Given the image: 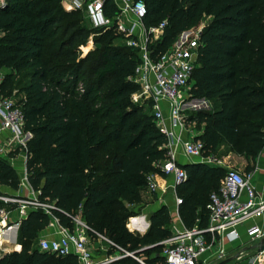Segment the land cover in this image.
I'll use <instances>...</instances> for the list:
<instances>
[{
  "label": "trees",
  "instance_id": "16d2710c",
  "mask_svg": "<svg viewBox=\"0 0 264 264\" xmlns=\"http://www.w3.org/2000/svg\"><path fill=\"white\" fill-rule=\"evenodd\" d=\"M61 1L0 4V70L9 71L0 82V97L13 94L14 73L27 78L19 100L31 134L27 182L39 198L55 204L52 215L60 225L71 227V216L81 212L92 231L146 256L147 264H160L161 242L172 234L168 207L151 212L143 234L126 226L137 215L134 206L156 201L148 176H165L160 165L169 152L166 135L131 100L139 88L130 80L139 63L137 50L111 27L95 38L99 48L79 57L72 46L77 32H69L78 24L79 10L66 11ZM143 1L146 29L167 22L161 36L148 41L152 59L179 32L211 17L200 32L192 96L212 107L190 115L188 122L204 125L195 138L203 144V156L214 157L223 147L217 158L230 155L244 174L251 173L264 149V0ZM103 10L112 17L117 8L104 0ZM18 153L0 156V187L19 189V174L9 161ZM179 166L187 175L176 187L182 199L179 217L187 229L204 227L210 194L219 189L226 168L204 162ZM50 221V215L30 211L19 223L18 244L9 249L20 250L0 254V264H77L74 256H54L32 246ZM122 264L140 263L128 257Z\"/></svg>",
  "mask_w": 264,
  "mask_h": 264
},
{
  "label": "built area",
  "instance_id": "2783aa9c",
  "mask_svg": "<svg viewBox=\"0 0 264 264\" xmlns=\"http://www.w3.org/2000/svg\"><path fill=\"white\" fill-rule=\"evenodd\" d=\"M112 1L117 8L112 17H107L104 13V0H62L61 5L66 11H83L94 29L115 27L123 37L122 42L137 50L139 63L130 80L138 84L139 88L131 94V100L148 107L156 127L168 139V158L160 165V169L165 176H172L170 186L175 191L187 179V175L176 163L173 147L180 145L187 158H200L206 162H211L212 158L203 156V144L190 134L188 126V117L193 112L209 110L211 107L208 100L192 96L195 83L193 73L203 27H191L179 32L171 45L152 59L148 41L161 36L166 20L156 27L146 29L142 21L147 12L143 0ZM78 89L80 92L83 90L82 86ZM23 98L22 95L17 100L13 94L10 97H0V130L8 133V137L0 141V156H8L10 152L18 150L24 154L26 166V147L31 134L25 129L23 110L19 103ZM250 176V173L244 174L235 168H227L219 189L210 194L206 225L175 230L164 239L161 242L163 260L160 264H216L226 260L225 242L237 239L241 241L237 247H241L245 241H242L239 228L264 216V200L256 192ZM148 179L151 188L156 190L157 184L152 179V174ZM35 193L33 196L6 192L0 195V202L3 204L0 208V223H5L0 227V233L13 225L19 226L30 211L40 210L51 216L57 232L52 237L38 238L32 245L38 251L60 257L71 255L75 257L77 264H122V260L128 257L140 264H147L135 252H130L107 236L92 231L81 212L71 216V227L60 225L52 215V211L56 209L55 204L48 199L39 198V193ZM175 202L176 205L182 202L177 194ZM245 235L249 241L259 242L264 238V229L253 224L246 228ZM20 248L12 251H19ZM4 251L9 252L0 246V253ZM244 257L249 259L246 264H264V252L256 248L251 255L243 249L239 250L233 264H239Z\"/></svg>",
  "mask_w": 264,
  "mask_h": 264
},
{
  "label": "crops",
  "instance_id": "0c3cea01",
  "mask_svg": "<svg viewBox=\"0 0 264 264\" xmlns=\"http://www.w3.org/2000/svg\"><path fill=\"white\" fill-rule=\"evenodd\" d=\"M3 2H4V0H0V3H3ZM195 113H196V111L193 112L192 114H195ZM188 124H189L188 126L190 129L191 135L196 137L202 133L203 128H204L203 124L194 125L196 128L195 130L192 129V127H193V126H191L192 123H188ZM7 137H8V133L0 130V141L4 140ZM220 149H224V148L221 147ZM172 151L174 152L176 163L180 164V165L197 163V162H204V163L222 166V167L226 168V170H227V168L232 167V168L237 169L238 171H241V172L243 171V169H242L243 166L241 164L234 163L232 161L230 155H228V156L227 155H221L220 158H214L213 156H211L212 157L211 162H209V161L206 162V161H201L200 158H187L183 154V151H182L180 145H176L175 147H173ZM9 161L14 167H16L17 171L21 172L20 175L22 174L23 178L20 179V187L18 190H12L8 187H5L6 189L4 190V192L9 193V194H19L22 196H33L34 194H36L27 182L24 155L21 153H18L15 157H10ZM17 162H18V164H17ZM250 175H251L250 177H251L252 185L254 186L258 195L264 200V149L262 150V152H260V154L256 158V167L250 173ZM152 179L157 184V188L155 190L156 197H157L156 201H154L151 204L141 203V204L135 206L136 208H134V210L137 213L139 211L141 212V215H137V218L140 217V220L138 219V222H134L132 224V227L130 224L129 227H131L132 230H131V228L129 229L128 227H127V229L133 233H139V234L145 233L149 227V215L151 214V212L159 209L163 205L168 207L169 213H170L171 218H172V223L170 225L171 232L173 233L175 230L185 229V227H184V225H183V223L179 217V214H178V205H176V202H175V195H176L175 191L176 190L174 191L170 186L172 183V180H173L172 176L167 175V176L163 177V176H160L158 174H152ZM22 189L24 190V193H20ZM14 216L16 217L15 214H14ZM128 222H129V219H128ZM128 222H127L126 226L128 225ZM50 223H52V225H48L45 229H43L38 234L37 239L40 237L55 236V234L57 232L56 224L53 222L52 219H51ZM253 224L264 229V216L262 218H259L256 220L249 221L246 224H244L242 227L239 228L238 231L242 237V241H245L244 244L241 245V247H237V244L241 242L240 240H237V239L233 240V241L232 240L227 241L224 243V247L227 251L226 260H229V262L227 264H233L235 262L234 257L239 250L243 249L246 251L247 254H250V255L253 254V252L255 251V245L257 244L258 241H249L248 237L245 235L246 228L250 225H253ZM141 227H143V230H140ZM11 236L10 237L8 236L6 238V240L3 241V247L5 250H9L11 248H14L17 244L11 240V238L14 237L13 233H11ZM248 243H252V245L246 246ZM6 248H8V249H6ZM246 260L249 261V259L244 257L240 261L239 264H246ZM154 264H158V262H155Z\"/></svg>",
  "mask_w": 264,
  "mask_h": 264
},
{
  "label": "rangeland",
  "instance_id": "374dc122",
  "mask_svg": "<svg viewBox=\"0 0 264 264\" xmlns=\"http://www.w3.org/2000/svg\"><path fill=\"white\" fill-rule=\"evenodd\" d=\"M75 18L77 19L78 24L76 25V27L71 28L69 32H71L73 30H75V32H77V35L75 36V42L73 43L74 45H72V46H75L76 47L78 56L79 57H83L89 51L94 50V49L100 47V44L95 43V38L100 34V31H102V30L101 29H94L90 25V23L88 22L87 17L84 14L83 11H79V13L75 16ZM210 20H211V17L205 16V17H203L201 19V21L198 24H196L195 26H193V28L198 29L201 26L204 27L206 24L209 23ZM115 44L116 45H120L121 42L120 41H116ZM8 73H9V71L7 69H1L0 70V82L2 81L3 77L5 75H7ZM13 77H14V86H15V88L13 90V96L15 97V99L18 100L23 95L22 91H20V88L26 83L27 78L25 77V75H22L21 73H14V76ZM211 107H210V109H211ZM143 109H144V112H146L147 114H149V109H148L147 106L143 107ZM188 123H192L191 126H193L192 129H194V130L196 129L194 125H197L198 124L197 122H188ZM221 152H223V149H219L217 151V153L214 154V158H217L218 155ZM17 164H18V162H17ZM14 168L16 169V167H14ZM17 172L19 174V179H22L23 178V175L22 174L20 175L21 172L20 171H17ZM5 189L6 188L4 186L0 187V195L3 194V192H4ZM20 193H24V190L22 189ZM134 208H136V207L134 206ZM137 215H141V212L139 211L137 213ZM130 219H132V218H130ZM12 224H14V223H12ZM128 226H130V221L128 222ZM13 227H15V230H14V232L11 231V233H13V236L14 237L11 238V240L14 241L15 243H17L18 242V240H17V228H16L17 226H14L13 225L12 228ZM12 228H10V229H12ZM130 228L131 227H129V229ZM131 230H132V228H131ZM1 236H2V242L4 240H6V238L8 237L6 234L5 235L1 234ZM248 245H252V243H248L246 246H248ZM9 252H12V250H9ZM248 255H250V254H248ZM148 257L149 258H153L154 257V254H150ZM138 258L141 259L142 261H144V259L146 258V256H140ZM247 264H248V262H247Z\"/></svg>",
  "mask_w": 264,
  "mask_h": 264
},
{
  "label": "bare ground",
  "instance_id": "6f19581e",
  "mask_svg": "<svg viewBox=\"0 0 264 264\" xmlns=\"http://www.w3.org/2000/svg\"><path fill=\"white\" fill-rule=\"evenodd\" d=\"M155 34L157 35L158 34V31L156 30L155 31ZM138 219L139 218H132V219H130L129 221H130V224H131V227H132V224L134 223V222H138ZM134 220V221H133ZM5 225V223H4V221H2L1 223H0V227L1 226H4ZM134 228V227H133ZM14 230H15V227H13L12 229H9V230H7V231H5V232H3V233H1V234H3V235H8L9 237L11 236V231L12 232H14ZM10 232V233H9ZM1 234H0V246L2 247V248H4L3 247V242H2V236H1ZM6 249H8V248H6Z\"/></svg>",
  "mask_w": 264,
  "mask_h": 264
},
{
  "label": "water",
  "instance_id": "95a60500",
  "mask_svg": "<svg viewBox=\"0 0 264 264\" xmlns=\"http://www.w3.org/2000/svg\"><path fill=\"white\" fill-rule=\"evenodd\" d=\"M0 4H3V3H0ZM132 217H135V216H132ZM16 228L18 229V226ZM255 248L258 251L264 252V238L260 239V241L255 245ZM4 253H5V251L0 253V254H4ZM228 262H229V260H223V261H220V262H218L216 264H227Z\"/></svg>",
  "mask_w": 264,
  "mask_h": 264
}]
</instances>
